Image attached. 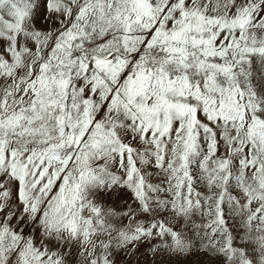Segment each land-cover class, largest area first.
Returning a JSON list of instances; mask_svg holds the SVG:
<instances>
[{"label":"snow or ice","instance_id":"1","mask_svg":"<svg viewBox=\"0 0 264 264\" xmlns=\"http://www.w3.org/2000/svg\"><path fill=\"white\" fill-rule=\"evenodd\" d=\"M0 264H264V0H0Z\"/></svg>","mask_w":264,"mask_h":264}]
</instances>
